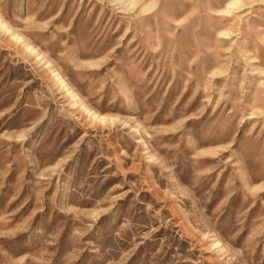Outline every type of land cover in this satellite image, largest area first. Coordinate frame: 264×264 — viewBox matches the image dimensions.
<instances>
[{"label":"rangeland","instance_id":"374dc122","mask_svg":"<svg viewBox=\"0 0 264 264\" xmlns=\"http://www.w3.org/2000/svg\"><path fill=\"white\" fill-rule=\"evenodd\" d=\"M0 264H264V0H0Z\"/></svg>","mask_w":264,"mask_h":264}]
</instances>
